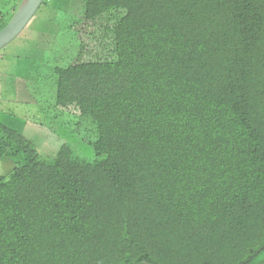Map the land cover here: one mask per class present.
Instances as JSON below:
<instances>
[{"label":"trees","instance_id":"obj_1","mask_svg":"<svg viewBox=\"0 0 264 264\" xmlns=\"http://www.w3.org/2000/svg\"><path fill=\"white\" fill-rule=\"evenodd\" d=\"M80 1L54 108L92 125L95 159H43L1 127L19 160L0 178V264H264V0Z\"/></svg>","mask_w":264,"mask_h":264},{"label":"rangeland","instance_id":"obj_2","mask_svg":"<svg viewBox=\"0 0 264 264\" xmlns=\"http://www.w3.org/2000/svg\"><path fill=\"white\" fill-rule=\"evenodd\" d=\"M10 5L0 0V10ZM82 11L80 0H44L23 31L0 50V129L23 136L43 159L54 157L62 145L88 162L95 159L92 125L54 108L53 68L75 59L79 42L70 23L81 18ZM120 17L111 13L95 23L94 39L90 44L85 41L90 54L109 56V31ZM7 152L0 156V178H7L19 160Z\"/></svg>","mask_w":264,"mask_h":264},{"label":"water","instance_id":"obj_3","mask_svg":"<svg viewBox=\"0 0 264 264\" xmlns=\"http://www.w3.org/2000/svg\"><path fill=\"white\" fill-rule=\"evenodd\" d=\"M44 0H21L15 13L0 30V50L10 44L33 18Z\"/></svg>","mask_w":264,"mask_h":264}]
</instances>
